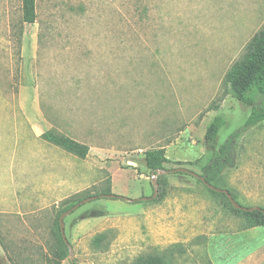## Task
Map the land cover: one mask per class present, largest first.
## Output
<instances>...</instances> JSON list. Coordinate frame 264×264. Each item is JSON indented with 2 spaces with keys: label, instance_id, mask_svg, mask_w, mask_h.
Returning <instances> with one entry per match:
<instances>
[{
  "label": "rangeland",
  "instance_id": "374dc122",
  "mask_svg": "<svg viewBox=\"0 0 264 264\" xmlns=\"http://www.w3.org/2000/svg\"><path fill=\"white\" fill-rule=\"evenodd\" d=\"M35 10L23 24L21 0H0V264H54L58 215L97 192L130 201L97 198L66 216L71 251L59 264L147 255L264 264V226L244 230L241 215L189 175H162L147 200L143 162L163 148L172 163H190L165 169L202 175L223 160L218 148L251 111L225 76L264 30V0H35ZM217 115L224 125L211 147L204 134ZM46 131L88 146L87 157L44 141ZM229 156L213 186L264 209V121L234 138ZM92 210L102 215L81 218Z\"/></svg>",
  "mask_w": 264,
  "mask_h": 264
},
{
  "label": "trees",
  "instance_id": "16d2710c",
  "mask_svg": "<svg viewBox=\"0 0 264 264\" xmlns=\"http://www.w3.org/2000/svg\"><path fill=\"white\" fill-rule=\"evenodd\" d=\"M21 21L23 24H33L36 19L35 0H21ZM226 83L228 84L231 95L238 102L249 106L251 108L250 114L248 115L243 126L233 132L226 141L218 148V153L222 156L213 158L204 168L203 174H205V180L211 184L212 181L220 175L221 162L230 163V144L234 138L240 133L244 132L250 127H254L257 124L264 121V108H256L254 106V95L258 94L264 97V30L255 35L248 44L246 53L240 60L235 62L228 70L225 76ZM224 125V120L220 115L215 116L208 124L204 140L213 146L217 137L218 131ZM44 141L61 148L68 154L78 158L84 159L89 152V147L79 143L67 136L55 134L51 131H46L40 136ZM143 162L145 169L150 173L156 170H164L165 165L171 164L172 162L165 156L163 148L148 150L143 155ZM174 165L190 164L182 162H174ZM177 175L187 176V174L176 173ZM159 176L157 182H159ZM199 181V180H198ZM200 182V181H199ZM201 183V182H200ZM213 185V183L211 184ZM207 188V187H206ZM207 190L216 198H222L226 204L230 207L231 211L241 215L243 218V229L249 230L252 228H258L264 226V214L261 211L242 212L234 210L229 203L227 197L223 194L216 193L207 188ZM232 196L231 192L228 191ZM101 194H111L109 192L102 193L97 192L94 196ZM92 197L87 195L84 199ZM233 200L234 197L232 196ZM82 199V200H84ZM162 199V194L159 192L157 200ZM80 200V201H82ZM80 201L72 204L67 209L60 212L56 221L57 230V250L53 255L54 264H59L60 261L67 258L68 249L64 244L60 231L58 219L62 213L71 209L73 206L78 204ZM137 203H141V199L136 200ZM262 209V208H261ZM264 210V209H262ZM102 215L101 211H87L81 218L88 219L99 217ZM133 264H171L164 259L161 255H147L139 257Z\"/></svg>",
  "mask_w": 264,
  "mask_h": 264
},
{
  "label": "water",
  "instance_id": "95a60500",
  "mask_svg": "<svg viewBox=\"0 0 264 264\" xmlns=\"http://www.w3.org/2000/svg\"><path fill=\"white\" fill-rule=\"evenodd\" d=\"M176 173H182V174H187L189 176H192L193 178L199 180L209 190L214 191V192L219 193V194L225 195L234 210H239V211H242V212L261 211L264 214V210H262L259 207H243V206L239 205L238 203H236L233 200V198L230 195V193L228 192V190H226V189H219V188H216L213 185L207 183L206 180H205V174L198 175V174H196V173H194V172H192V171H190L188 169H184V168H176V169H169V170L164 169V170H156V171L150 172L149 179H150L151 187L153 189V194L147 200L153 199V198L156 197V195L158 193V182H157V179H158L159 176L168 175V174H176ZM97 198H107V199L120 198V199H123V200L130 201V200L125 199L123 197H118V196H116L114 194H101L99 196H92V197L86 198V199L80 201L75 206H73L71 209H69V210L65 211L64 213H62L60 215L59 219H58V222H59V231H60L61 238H62V240H63L64 244L66 245V247H67V249H68L69 252L71 251V246H70L69 242L67 241V239L65 237V233H64V223H63L64 218L66 216H68L69 214H71L72 212H74L80 206H82V205H84V204H86V203H88L90 201H94Z\"/></svg>",
  "mask_w": 264,
  "mask_h": 264
},
{
  "label": "crops",
  "instance_id": "0c3cea01",
  "mask_svg": "<svg viewBox=\"0 0 264 264\" xmlns=\"http://www.w3.org/2000/svg\"><path fill=\"white\" fill-rule=\"evenodd\" d=\"M57 186H58V188H57L58 193L62 192V194H66V192H67L66 182L65 183H60L59 185L57 184ZM51 188H53L54 191L56 192V187L53 186ZM0 207L1 208L3 207V200H1V199H0ZM1 212H3V210H0V213Z\"/></svg>",
  "mask_w": 264,
  "mask_h": 264
},
{
  "label": "built area",
  "instance_id": "2783aa9c",
  "mask_svg": "<svg viewBox=\"0 0 264 264\" xmlns=\"http://www.w3.org/2000/svg\"><path fill=\"white\" fill-rule=\"evenodd\" d=\"M128 166H134L135 167V164L131 163V162H128L127 163Z\"/></svg>",
  "mask_w": 264,
  "mask_h": 264
}]
</instances>
